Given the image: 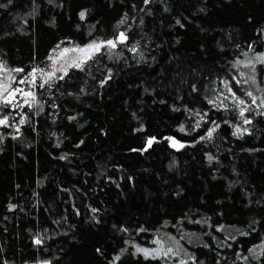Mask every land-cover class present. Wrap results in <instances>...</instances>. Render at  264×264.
I'll return each mask as SVG.
<instances>
[{
    "label": "trees",
    "instance_id": "1",
    "mask_svg": "<svg viewBox=\"0 0 264 264\" xmlns=\"http://www.w3.org/2000/svg\"><path fill=\"white\" fill-rule=\"evenodd\" d=\"M258 56L264 0H0V264H264Z\"/></svg>",
    "mask_w": 264,
    "mask_h": 264
},
{
    "label": "snow or ice",
    "instance_id": "2",
    "mask_svg": "<svg viewBox=\"0 0 264 264\" xmlns=\"http://www.w3.org/2000/svg\"><path fill=\"white\" fill-rule=\"evenodd\" d=\"M84 15H85L84 12H81V13H80V17H81V19L84 18ZM121 22H123V21H121ZM117 39H118L120 42H123V41L126 39V37H125L124 33H120ZM106 44H107L108 46L115 47V46H116V41L108 40V41H106ZM101 46H102L101 44L93 43V44H91V45H88L87 48H84V49H78V50L81 51V52H87L89 49L99 50V48H100ZM75 50H77V49H73V51H75ZM68 51H69V49H64L63 52L61 53V55H63L64 53H67ZM257 60H259V61H261V62H264V56H258V57H257ZM237 63L239 64L240 62L238 61ZM75 66H76V67H80V64H79V63H76ZM246 66H247V65H246ZM0 67H3V66L0 65ZM14 71L20 72V71H23V70H22V69H15ZM36 71H37V70L34 69L32 73H29V76H33V77H34ZM39 71L41 72V74H43V75H47V76L49 77V79L51 78V76L54 75V73H51V72H50V73H43V70H42V69H40ZM241 75H243V73H241ZM62 78H63V77H61V79H62ZM25 82H27V81H26V80H21V81H19V83H21V84H23V83H25ZM32 82L34 83L35 81L33 80ZM45 83H47V81H45ZM245 83H247V81H245ZM40 86L43 87L44 85L41 84ZM4 90H5V91L7 90V87H6V86H5ZM14 91H15V92H22L25 96L33 97V99H34V94H33L31 91H29V92H23V89H21V88H16ZM229 91H230V89H229ZM233 95H234V94H233ZM247 95H248L249 97H252V103L255 104V102H256V97L252 96V93H251V92H248ZM236 99L238 100V103H239V104H241V105L244 104V101H243V100H240L239 98H236ZM5 103H11V101H7V100H6ZM25 103H28V101L26 100ZM261 105H264V99L261 100ZM245 110H246V109H242V110L240 111V115H241V116L244 115V111H245ZM244 122H245V123H250V121H248V120H245ZM21 123H23V121H21ZM0 124H6V119H5V120H0ZM181 130H183V129H181ZM237 131H239V129H237ZM211 135H212V131H209L208 136L210 137ZM148 143H149V145H150V144L152 143V141L149 140ZM210 159H211V157H210ZM36 243H40V240H36ZM156 243H159V241H156ZM137 251H138V252H144L145 256H147V255L149 254V252H148L147 249H140V248H137ZM167 251H168V252H172V249L169 248ZM165 254H167V253H165Z\"/></svg>",
    "mask_w": 264,
    "mask_h": 264
},
{
    "label": "rangeland",
    "instance_id": "3",
    "mask_svg": "<svg viewBox=\"0 0 264 264\" xmlns=\"http://www.w3.org/2000/svg\"><path fill=\"white\" fill-rule=\"evenodd\" d=\"M96 44H98V43H96ZM64 49H68V48H63L60 51V53L58 55V58H60V57L63 58V55L64 54H67L68 52H71L73 54L78 55L79 59H84L85 57H87L88 55H90L93 51H95V49H89L87 52H81L78 49H84V48H75V47H72L71 49H69V51L67 53H64L63 55H61V53L63 52ZM73 49H77V50L73 51Z\"/></svg>",
    "mask_w": 264,
    "mask_h": 264
},
{
    "label": "water",
    "instance_id": "4",
    "mask_svg": "<svg viewBox=\"0 0 264 264\" xmlns=\"http://www.w3.org/2000/svg\"><path fill=\"white\" fill-rule=\"evenodd\" d=\"M171 142H173V139H171Z\"/></svg>",
    "mask_w": 264,
    "mask_h": 264
}]
</instances>
